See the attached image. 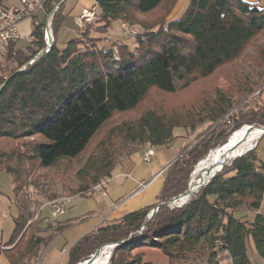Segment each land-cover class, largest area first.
<instances>
[{
  "label": "trees",
  "instance_id": "1",
  "mask_svg": "<svg viewBox=\"0 0 264 264\" xmlns=\"http://www.w3.org/2000/svg\"><path fill=\"white\" fill-rule=\"evenodd\" d=\"M52 1L59 5L50 26L53 41L48 52L28 65L37 52L45 49L41 26L34 25L33 48L21 51L9 45L0 62V141L38 137L42 141L31 147V158L42 169L59 160L77 158L114 113L135 109L151 89L173 94L198 79L209 78L220 67L238 59L264 29V8L241 0H189L178 20L139 35L134 52L125 45H117L115 57L110 51L94 47L98 40L90 38L91 32L105 34L117 22L132 24L137 16L165 7L167 0H94L97 25L86 24L83 30L68 16L61 0H46L43 5L46 14L54 9ZM62 29L63 37L58 41ZM10 66L14 67L11 71ZM240 94L241 91L236 93ZM243 109L237 111L229 126L222 128L235 130L244 124H264V96ZM208 110L209 123L226 114L220 97ZM181 125L153 112L144 113L125 130L126 139L133 145L125 159L129 160L143 144L149 148L169 146L174 140L172 131ZM224 135L217 133L213 140L219 141ZM228 138L218 145L223 146ZM205 148H195L181 163L175 160L169 165L159 202H167L185 191L193 167L206 154ZM1 157L6 155L0 154ZM5 163L0 159V172L13 178L12 184L17 187L13 195L18 218L9 243L0 245V256L8 264H28L49 244L52 235L46 238L35 235L44 232L37 227L39 220L27 225L33 216L25 198L19 196L20 178L7 165L9 159ZM114 168L111 164L104 165L100 177L109 179ZM263 197L264 167L251 150L225 164L181 208L160 207L152 222L145 224L146 233L140 243L129 240L135 237L129 238L130 242L126 239L140 228L154 207L128 213L116 223L82 237L71 247L67 264L84 261L108 243L119 245L109 264H147L142 263L140 256L130 255L140 244L158 250L168 264L203 255L209 264H214L217 254L223 253L228 254L231 264H250L246 256L247 240L264 260V217L257 214L251 223L233 217L243 207L258 210ZM32 224L35 232L25 238L24 233ZM60 230L61 227L54 232Z\"/></svg>",
  "mask_w": 264,
  "mask_h": 264
},
{
  "label": "rangeland",
  "instance_id": "2",
  "mask_svg": "<svg viewBox=\"0 0 264 264\" xmlns=\"http://www.w3.org/2000/svg\"><path fill=\"white\" fill-rule=\"evenodd\" d=\"M172 1L175 2L169 9V5H171ZM87 2L89 3L88 0ZM185 2L186 0H167L164 4L165 7L144 16H137L135 22L132 24L121 22L114 23L107 33L95 34L91 32L90 38L93 40L95 39V41L98 40L94 47L102 49L105 52L110 51L114 53L115 57H117L119 51L117 45H125L128 50L134 52L136 47L135 40H137L139 35L143 36L151 31H157L160 24H162V26H166L170 23L174 15L181 12V10L185 8ZM91 6L83 8L82 10L90 9ZM56 7L52 10L51 15H48L45 12V16L47 17L46 20L49 16H51L52 22L54 12L58 8ZM183 12L184 10L182 13ZM80 13L72 17L74 23ZM180 16L176 20H178ZM44 20L41 24H39L41 26V33L46 24V21L44 22ZM31 22V18H25L18 23H22L21 27H18L19 30L21 28L25 29L28 27V30H26L27 36H23L20 30V41L25 42L30 39ZM88 24L97 25L95 16L92 22ZM124 24L127 25V27L129 26L130 29L136 31V33L139 34L138 37L133 39L123 35L120 28H122ZM84 25L86 24L82 23V26L80 27L81 30L84 29ZM63 33V30L59 31L58 41L62 40ZM32 42L33 41H30V45ZM14 45L13 47L16 48L17 44L15 46ZM31 46L33 47V45ZM13 69L14 67L10 66L9 70L11 71ZM238 91H241L240 96L236 95ZM263 96L264 29L252 41H250L238 59L220 67L209 78L204 80L198 79L187 88L179 89L173 94H166L151 89L135 109L120 114L114 113L95 134L86 149L75 159L59 160L50 168H40L37 162L31 158V147L33 144L42 141L38 137L26 138L17 142L0 141V154L6 155V158L9 159V164L7 165L14 168V170L17 171V177L20 178V185H18V188H20L19 196L22 199L25 198L28 206L30 207V213L33 216V218L27 222V225L35 221H40L42 223L45 220L48 221V218L41 220V217L44 218L49 215L48 208L42 209L41 216H37V214L41 207H43L46 203L53 201L52 198L55 197H58L57 199L75 197L68 205L71 210H66L67 214L64 217L70 215L80 216L82 213L93 211L96 208L95 202L97 201L94 199L96 196L83 199L82 197H85L86 194L93 195V186L96 183L100 184L104 180L100 177L104 171V165L111 164L115 167L111 171L112 176L115 173L116 168H118L121 163L128 161V159H125V156L132 150L133 145L129 143V140L126 139L124 133L126 128L129 126L131 127L144 113L153 112L168 120H177L182 124L180 128H176L172 131L174 140L171 146H167V148L152 147L154 156L151 158V161L144 164L140 162L138 166V169L140 170L139 172H143L145 174L146 171V174H148L163 168L167 163V157H171L176 154L175 159L171 163L175 160H178V162L181 163L183 158L185 159L190 152L195 150V148L203 150L206 147V154L204 155L206 158L211 151L220 148V145H218L220 141L226 140L228 137L232 136L234 133H232V131L239 128L241 129L244 126H252L254 129L263 127L264 124H244L235 130L232 128H222L224 125H227L224 121V117L228 115L229 112L233 113L234 117L235 114L237 115L238 110L243 111L244 106H252L254 103L260 101ZM218 97L223 100L226 114L217 122L209 123L206 121V117L210 115V110L208 109L212 105L213 101H218ZM227 126H229V124ZM217 133H224L225 135L219 141H214L213 139ZM147 148H149L148 144L141 145L140 149L134 152L129 159H131L132 162L137 163L139 158L142 157L143 151L147 150ZM6 158H0L2 163H5ZM203 158L201 161L205 159ZM201 161H199L197 165H199ZM228 163H230V161ZM169 165H167L166 169ZM197 165L193 167L188 177L186 189L191 183V177L193 176ZM12 179L13 178H11L7 173L0 172V245L5 246L11 239L15 228V221L18 218V212L13 195V189L17 187L12 184ZM83 187H86V189H92L87 193L82 194V192L86 190L85 188L83 189ZM150 211H148L147 214H149ZM153 217L149 220L150 222H152ZM146 221L147 217H145L143 222ZM42 223L38 224L37 227L39 229H45L46 231L41 232L40 234H37L36 232L35 235H39L44 238L48 235H54V229L56 227L51 228L49 225V228H47V222L46 224ZM142 226L143 223L140 227ZM26 228L27 227H25V229ZM33 228L34 224H32L30 229L25 231V238L35 232ZM137 231L129 234L126 240L130 237H135L132 239L133 242L140 243L146 233V226L144 225V229L141 234L142 236L139 239H136L137 235L132 236ZM25 238H23V240ZM152 241L156 243L157 240L152 239ZM110 244L112 243L105 245ZM140 245L131 251V257L140 256L143 262V258L145 256H149L151 262L154 258L148 250L153 248H149L147 246L145 247L143 244V246ZM10 248L11 247H3L2 249L9 250ZM47 254V247L43 250L40 249L37 256L31 259L28 264H37L40 257L42 264H44ZM221 255L222 254H217V259L214 264H227ZM0 264H2L1 260ZM173 264H209V262L206 259V255H203L201 257H196L195 259L189 258L187 261L181 260L173 262Z\"/></svg>",
  "mask_w": 264,
  "mask_h": 264
},
{
  "label": "crops",
  "instance_id": "3",
  "mask_svg": "<svg viewBox=\"0 0 264 264\" xmlns=\"http://www.w3.org/2000/svg\"><path fill=\"white\" fill-rule=\"evenodd\" d=\"M28 1L33 4V9L28 14V16L24 17L23 19L25 18L32 19L30 26V39L25 42L20 41L19 39V41L15 43V45L17 44L16 45L17 47L14 48L15 50L25 51V49L33 48L31 45H33L34 41L31 38V35L34 29V25L41 24V22L44 19L45 22L47 18L45 16V11L43 9V5L46 0H28ZM88 1L89 3L87 2V0H61V3H64V5L66 6L68 16L73 17L76 16L78 13H80V11L83 8H87L94 4V0H88ZM241 1L247 4L256 5L259 9L264 8V0H241ZM188 3L189 0H186L184 4L185 8L183 10L186 9ZM51 5L55 8L56 6L58 7L59 4L56 5L52 1ZM2 7L3 9L20 8L21 7L20 0H3ZM183 10H181V12H178L176 15H174L170 23L172 21H175L182 14ZM21 24H18V27H21ZM20 30L23 36H27L26 30H28V27L25 29L21 28ZM20 30L18 29L19 35H20ZM30 41H33L31 45H30ZM171 144L169 146H171ZM163 148H167V147H163ZM147 149H152V148H147ZM252 150L256 156V159L258 160V163L264 167V134H262L255 140L254 147ZM175 157L176 154L174 156L167 157L168 158L167 163L163 168L159 170H155V172L148 174H146V171L145 174L143 172L142 173L139 172L140 170L138 169V166L140 162H142L143 164L146 163L142 161V157L139 158L137 163L132 162L131 159L125 161V163H121L118 166V168H116L115 173L109 179H104L106 181V184L102 185L96 197H94V199L97 202H95L96 208L93 211L82 213V215L80 216L70 215L64 217L67 214L66 210L69 211L71 210V208H69L68 205L73 201L75 197H72L71 201L64 205V213L62 215H57L56 217L51 218L50 211L48 210L49 215L44 218L41 217V220L46 218H48L49 220L48 221L45 220L43 223L42 222L41 223L46 224L47 222L48 225H46V227L49 225L51 228L61 227V230L57 233H54V235H52L53 237H51L49 244L46 246L48 249V254L46 256V260L44 264H67L68 254L71 247L82 237L94 232L95 230L101 227H105L116 223L119 219H121L123 216H125L128 213H132L146 208H153L156 207L159 203H161L158 201V196L166 173V167L175 159ZM150 161L151 159L149 160V162ZM158 173L161 174L148 186V188L138 193L137 195L132 196V193L135 191L138 183H144L146 181H149ZM92 196L93 195L91 194H86L85 197H82V199L90 198ZM257 214L264 217V197L262 199V202L258 210L252 211L250 209H247L246 207H243L239 211L233 213V217L236 220H240L241 222L245 221L251 223L255 215ZM42 230L44 232L46 231L45 229ZM148 251L151 252L150 254L153 256L154 259H152V261L150 262V257L145 256L143 258L142 263L168 264V260L158 250L151 249ZM221 256L227 264H231L230 258L227 253H223ZM246 256L250 264H264V260H262L255 252L250 240L246 241ZM0 258L2 264H8V262L3 257L0 256ZM40 264H42V260Z\"/></svg>",
  "mask_w": 264,
  "mask_h": 264
},
{
  "label": "built area",
  "instance_id": "4",
  "mask_svg": "<svg viewBox=\"0 0 264 264\" xmlns=\"http://www.w3.org/2000/svg\"><path fill=\"white\" fill-rule=\"evenodd\" d=\"M20 5H21V7L17 8V9L0 8V62H1V59L7 50V47L9 45L17 43L20 39V35H19V31H18V23L24 17L28 16V14L33 9V4L31 2H29L28 0H20ZM95 12H96L95 3L90 7V9L82 10L80 15L78 16V18L75 19L76 26L80 28L82 26V23H84V24L91 23L92 20L94 19ZM50 15H51V13H50ZM50 25H51V16H49L48 19L46 20V24L42 30V39H43L44 44H45V49L37 52L36 55L34 56V58L28 63V65H31L40 56H42L43 54H46L48 52V50L52 44V41H53ZM119 27H120V25H119ZM121 31H122L123 35L128 36V37L133 38V39L138 37V35H139L137 33L127 34V32H125L123 29H121ZM233 118H234L233 113L229 112V114L224 117V121L228 125V124H231V122L233 121ZM260 129H264V126L260 127ZM262 134H264V133L261 132V134L259 136H261ZM253 147H254V144H253ZM253 147H252V149H253ZM153 156H154V153H153L152 149H147L143 152L142 161L147 163V162H149V160ZM160 174L161 173H158L157 175H155L152 179H150L147 182L138 183L135 191L132 193V196H135L138 193L144 191L146 188H148V186ZM104 184H106L105 180H103L100 184H98L96 187L93 188V190H94L93 196L97 195L99 189ZM189 199H190V197L183 199L180 202L168 203L166 208H168L170 210L181 208L184 204H186L188 202ZM70 201H71V198H61V199H56V200L50 201L39 209L37 216H41V212H42L43 208H48V210L50 211V217L51 218H54L57 215H62L64 213V205L69 203ZM150 215H151V211L149 212V214H147V216H146L147 219H151V218H149ZM143 229H144V226L140 227V229L136 233H134L132 236H136L137 233H142ZM112 252H113V244L102 246L101 248H99L96 251V254L90 255L86 260H84L78 264H109L110 256H111ZM40 263H41V257L38 260L37 264H40Z\"/></svg>",
  "mask_w": 264,
  "mask_h": 264
},
{
  "label": "bare ground",
  "instance_id": "5",
  "mask_svg": "<svg viewBox=\"0 0 264 264\" xmlns=\"http://www.w3.org/2000/svg\"><path fill=\"white\" fill-rule=\"evenodd\" d=\"M123 30L128 34H135L136 31L130 29L129 26L123 25ZM121 28V29H122ZM261 134V129L254 127L248 129L247 126L242 127L237 132H234L231 137L228 138L226 145L221 146L210 152L208 157L197 165L194 170L193 176L191 177V183L189 189L196 191L200 185H205L206 179L211 177L213 173L217 170L216 168L223 162L232 161L238 158L243 153L251 150L253 147L254 140H256ZM220 149V150H219ZM142 233L136 234L141 236ZM132 240V239H129ZM128 240V241H129ZM117 244H113V250L116 248Z\"/></svg>",
  "mask_w": 264,
  "mask_h": 264
},
{
  "label": "water",
  "instance_id": "6",
  "mask_svg": "<svg viewBox=\"0 0 264 264\" xmlns=\"http://www.w3.org/2000/svg\"><path fill=\"white\" fill-rule=\"evenodd\" d=\"M247 128H248V129H252L253 127H252V126H247ZM261 132L264 133V129H261ZM224 145H226V144H224ZM220 149H221V148H220ZM220 149H219V150H220ZM250 151H251V150L247 151L246 153H248V152H250ZM246 153H243V155L246 154ZM243 155H240L239 157H241V156H243ZM239 157H238V158H239ZM228 162H229V161H227V162H225V163L222 162V163L216 168L217 170L215 171V173H213V174L211 175V177H208V178L206 179L205 185H204L203 182H202V185H200L196 191H192V190H190V189H189V186H188L187 189H186L183 193L177 195L176 197H173L172 199H170V200L167 201V202L159 203L156 207H154V208L151 210V215H150L149 218H152V216H154V214L157 212V210H158L160 207H167V204H168V203L180 202V201L183 200V199H186V198H189V197H192L193 195H195L200 189L204 188V187H205V186L211 181V179H213V178L215 177L216 174L220 173L221 170L223 169V166H224L225 164H227ZM148 220H150V219H147V221L143 223V226H144L146 223H148ZM118 246H119V245H117L116 247H118ZM94 254H96V252H95Z\"/></svg>",
  "mask_w": 264,
  "mask_h": 264
}]
</instances>
